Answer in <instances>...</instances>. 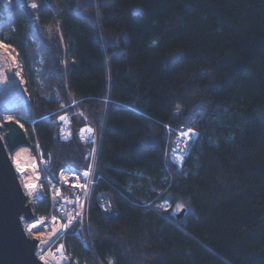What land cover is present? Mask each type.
I'll return each mask as SVG.
<instances>
[{
  "label": "trees",
  "instance_id": "16d2710c",
  "mask_svg": "<svg viewBox=\"0 0 264 264\" xmlns=\"http://www.w3.org/2000/svg\"><path fill=\"white\" fill-rule=\"evenodd\" d=\"M10 3L0 41L23 67L31 113L17 120L33 153L30 123L56 173L83 168L79 111L98 132L92 245L70 230V264H264V0ZM40 58L59 99L37 87ZM63 110L69 142L58 137ZM169 124L199 132L181 168ZM164 199L192 210L178 219L155 208ZM34 210L50 212L47 195Z\"/></svg>",
  "mask_w": 264,
  "mask_h": 264
},
{
  "label": "built area",
  "instance_id": "2783aa9c",
  "mask_svg": "<svg viewBox=\"0 0 264 264\" xmlns=\"http://www.w3.org/2000/svg\"><path fill=\"white\" fill-rule=\"evenodd\" d=\"M3 2L5 11L0 10V30L3 20L11 21L10 0H0ZM77 102H74V104ZM85 124L80 128L78 136L81 142L88 147L85 155L87 165L83 168L67 166L56 173L52 169L51 159L46 158L38 144L34 130V124L30 123L34 136L38 158L42 172L40 173L43 184L47 186L50 212L47 215H35V221L27 222L22 219V225L26 234L37 239L36 255L38 258L47 259L50 264H70L71 257L68 254L64 238L70 230H74L76 238L86 248L91 249V239L86 224V210L90 198V193L96 178V162L98 152V132L93 122L81 111ZM65 117L61 120L60 117ZM58 125V137L63 142H69L74 135L73 114L69 111H62L56 118ZM168 134L174 136V143L168 150L171 161L179 168L183 165L191 145L197 141L199 132L194 127L176 128L172 125L166 126ZM88 129H91L89 132ZM191 129L194 134L184 136L182 133ZM87 172V175H85ZM173 203L169 199H164L155 205V208L164 211H172ZM104 210L110 209V203L103 200ZM75 217V219H73ZM45 233L42 238L34 237L29 231L31 226ZM66 226V227H65ZM75 264H80L75 262ZM97 264H104L98 261Z\"/></svg>",
  "mask_w": 264,
  "mask_h": 264
},
{
  "label": "water",
  "instance_id": "95a60500",
  "mask_svg": "<svg viewBox=\"0 0 264 264\" xmlns=\"http://www.w3.org/2000/svg\"><path fill=\"white\" fill-rule=\"evenodd\" d=\"M30 113L29 102L27 110L15 107L0 115V264H47L36 255L37 239L24 231L22 219L35 220L34 204L28 199L11 159L16 149L31 146L24 125L16 119ZM184 213L185 209L178 219Z\"/></svg>",
  "mask_w": 264,
  "mask_h": 264
},
{
  "label": "bare ground",
  "instance_id": "6f19581e",
  "mask_svg": "<svg viewBox=\"0 0 264 264\" xmlns=\"http://www.w3.org/2000/svg\"><path fill=\"white\" fill-rule=\"evenodd\" d=\"M0 10L5 11L4 4L1 1ZM22 82L13 56L6 50V48L0 47V115H3L4 110L7 109L15 107H22L24 109L28 97ZM28 150H30L29 147H20L16 149L11 153V159L22 180H20L21 183H23V186L28 191V195L32 199H35L34 197H37L36 188L38 177L35 176L33 178L27 174L28 170L25 164L27 159L30 158ZM26 185H35V187L30 188L26 187ZM31 232L34 237L42 238L46 236V234L42 233L37 226L32 228ZM42 260L47 264H50L47 259L42 258Z\"/></svg>",
  "mask_w": 264,
  "mask_h": 264
},
{
  "label": "rangeland",
  "instance_id": "374dc122",
  "mask_svg": "<svg viewBox=\"0 0 264 264\" xmlns=\"http://www.w3.org/2000/svg\"><path fill=\"white\" fill-rule=\"evenodd\" d=\"M6 50L13 56L14 60L16 61L17 68H18V72L20 73L21 80L23 81L22 83H23L24 88H25V81H24V77H23V67H22L21 63L19 62V60H18L17 54L9 46L6 48ZM42 64H43V59L40 58L39 59V64L36 66V81H37V87L40 90V92L42 94H44L47 98H56V99H59L60 98V95H59L57 89L56 88H50L48 86V84H47V80H46L45 72H44V70L42 68ZM25 91H26V88H25ZM26 94H27V97H28V101H27V103L24 106V109L25 110L29 109V102H30V99H29V96H28L27 91H26ZM65 107H67V106H65ZM63 111H65V110H63ZM6 119H10V117H6ZM22 120H26L25 117H23ZM18 121H20V120H18ZM35 147H36V150H37V146L36 145H35ZM29 148H30V150H28V151H29V154H30V158L27 159L25 166H27V170H28L27 171V174H29L30 177H33V178L35 176L38 177V181H37L38 183H37V188H36L37 197H34L35 199H32L28 195V191L23 186V183H22V186H23L24 191H25L26 195L28 196L29 200H31L33 202V204L35 205L39 200H41L42 198H44L45 195H47V197H48V190H47V186H45L43 184L44 182H43V180L41 179V176H40V173L42 172V168H41V165H40V160L38 158V153L37 152H36V154L33 153L32 146H30ZM34 165H35V167H33ZM19 178H20V176H19ZM20 180H21V178H20ZM183 209H185V213H187L188 210H190V211L192 210V208L190 206L188 207V206H186L184 204H177V205L174 206V208L172 210V213L173 214H179ZM34 212H35V210H34ZM109 264H113V263L110 262Z\"/></svg>",
  "mask_w": 264,
  "mask_h": 264
},
{
  "label": "snow or ice",
  "instance_id": "6c2138e0",
  "mask_svg": "<svg viewBox=\"0 0 264 264\" xmlns=\"http://www.w3.org/2000/svg\"><path fill=\"white\" fill-rule=\"evenodd\" d=\"M31 7H32V8H37L38 5L35 4V3H33V4L31 5ZM0 47L7 48L8 45L3 44V42L0 41ZM60 119H61V120H64L65 117L61 116ZM88 131L90 132L91 129H88ZM190 134H194V132H193L191 129H189L188 132H184V133H182V135H184V136H189ZM33 167H35V165H34ZM85 175H87V172H85ZM26 187L34 188L35 185H26ZM73 219H75V217H74ZM35 227H36V225H33V226H32V228H35ZM65 227H66V226H65ZM32 228H30L29 231H32Z\"/></svg>",
  "mask_w": 264,
  "mask_h": 264
}]
</instances>
